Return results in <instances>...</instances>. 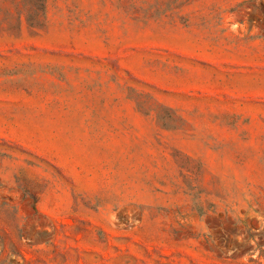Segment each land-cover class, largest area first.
Wrapping results in <instances>:
<instances>
[{
	"label": "rangeland",
	"instance_id": "1",
	"mask_svg": "<svg viewBox=\"0 0 264 264\" xmlns=\"http://www.w3.org/2000/svg\"><path fill=\"white\" fill-rule=\"evenodd\" d=\"M21 1L0 264H264V0Z\"/></svg>",
	"mask_w": 264,
	"mask_h": 264
},
{
	"label": "trees",
	"instance_id": "2",
	"mask_svg": "<svg viewBox=\"0 0 264 264\" xmlns=\"http://www.w3.org/2000/svg\"><path fill=\"white\" fill-rule=\"evenodd\" d=\"M21 2L22 4L19 3L17 13L20 17L25 15L29 28L36 29L44 27L46 24L47 0H22ZM22 23L20 20L17 25L9 24L8 26L1 25L0 27H2V30H9L14 26L21 28Z\"/></svg>",
	"mask_w": 264,
	"mask_h": 264
}]
</instances>
